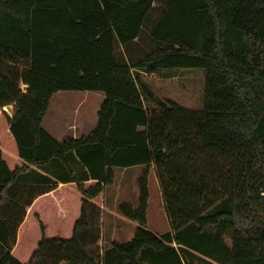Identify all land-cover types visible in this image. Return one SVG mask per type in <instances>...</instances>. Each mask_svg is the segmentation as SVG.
Wrapping results in <instances>:
<instances>
[{"label": "trees", "instance_id": "1", "mask_svg": "<svg viewBox=\"0 0 264 264\" xmlns=\"http://www.w3.org/2000/svg\"><path fill=\"white\" fill-rule=\"evenodd\" d=\"M186 69L199 112L144 81ZM59 92L102 93L86 136L43 129ZM134 167L133 237L99 246L97 205ZM0 264H264V0H0Z\"/></svg>", "mask_w": 264, "mask_h": 264}, {"label": "rangeland", "instance_id": "2", "mask_svg": "<svg viewBox=\"0 0 264 264\" xmlns=\"http://www.w3.org/2000/svg\"><path fill=\"white\" fill-rule=\"evenodd\" d=\"M167 74L171 75V78L167 77ZM144 81L147 84L148 89L157 99L162 101L169 100L178 107L190 111L199 112L202 110L204 95V75L202 70H164L161 72L160 77H145ZM21 88L23 89L24 87L21 86ZM75 95H77L78 98L70 103L69 111L71 113L74 112L76 106L81 100H83L85 93L77 92ZM89 106V103H85L80 109V112L84 111L85 109L87 110ZM149 107L152 108V105H149ZM6 110L11 113L9 108H6ZM51 111L52 107L50 109V114ZM144 169V167H134L126 171L123 170V172L121 170H116V178L114 183L110 186H107L104 190V205L108 209L106 212L105 222L107 221L108 223L110 217L115 215V213L118 214L117 207L122 203H128L134 208L137 207V180L142 175ZM148 191L149 199L146 211V228L152 233L160 235L168 231L169 227L163 211L161 194L153 172H150L148 175ZM125 221L127 222L121 221L119 223L118 233L113 236L115 241L123 242L130 240L133 237L134 229L129 226V223H132L133 225L136 224L128 220ZM102 226L104 235L106 233L105 238H107V225L103 224Z\"/></svg>", "mask_w": 264, "mask_h": 264}, {"label": "crops", "instance_id": "3", "mask_svg": "<svg viewBox=\"0 0 264 264\" xmlns=\"http://www.w3.org/2000/svg\"><path fill=\"white\" fill-rule=\"evenodd\" d=\"M77 92H59L52 96L48 110L46 115L42 120L43 129L54 139L61 141L64 138H73L78 139L82 136H86L96 125V114L103 100L102 93H94V92H84V98L80 101V103L74 109V112L71 113L69 111L70 103L75 100ZM96 94V95H89ZM100 94V95H99ZM82 103V105H81ZM85 103H89L90 106L88 109L80 112V109L83 107ZM80 106V107H79ZM52 107V111L50 114V109ZM11 111L12 108L8 107ZM91 109V110H90ZM90 110V111H89ZM123 172V171H122ZM57 187H67V184H57ZM40 198V197H39ZM126 201V200H125ZM103 202L98 206L100 210V230L102 234V240L99 242V246H105L112 242H121L115 241L113 236L118 233L119 223L121 221L127 222L120 215L116 214L110 217L109 222H105L106 212L108 209L104 205ZM29 211V208L26 209V213ZM107 225L108 237L105 238L103 226ZM132 229L135 230L136 225L129 223ZM128 241V240H127Z\"/></svg>", "mask_w": 264, "mask_h": 264}]
</instances>
